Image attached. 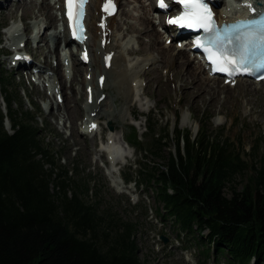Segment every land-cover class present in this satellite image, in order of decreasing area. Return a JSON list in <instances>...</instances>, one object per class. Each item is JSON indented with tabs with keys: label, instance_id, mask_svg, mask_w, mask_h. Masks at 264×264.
Returning <instances> with one entry per match:
<instances>
[{
	"label": "rangeland",
	"instance_id": "374dc122",
	"mask_svg": "<svg viewBox=\"0 0 264 264\" xmlns=\"http://www.w3.org/2000/svg\"><path fill=\"white\" fill-rule=\"evenodd\" d=\"M11 2L20 3L19 0H11ZM117 2L118 13L111 23L112 34L109 44L112 55L122 56V59L114 66V70L119 71L127 67L137 74L130 83L132 92L129 95L133 99L124 89L117 87L118 82L114 75H108L104 93H99V98L104 97L100 98L101 102L92 111L84 105L85 85L76 84L74 89L78 93L74 96L82 103L72 122L63 124L62 119L58 117L59 110L55 103L59 85L51 68L57 67L62 54H66L65 61L61 60L63 72L65 71V77H67L66 71H69L73 59L77 58L78 48L65 44L63 49L66 34L59 31L57 33H60L61 38L60 48L56 50L58 55L50 54L53 44L50 34L54 30L55 20L52 25L47 26V28L50 27L47 30L45 28L47 20L44 16L38 18L24 16L22 11L17 9L11 14L5 13L7 10L0 13V74L2 70L10 82L15 99L12 107L29 110L34 115V124L39 127L44 144L49 147L55 158H60V163L67 167L77 165L79 178L89 181L90 190L86 197L89 201L97 200L100 209L109 208L123 219L136 222L134 237L141 264H227L226 252L222 253L217 260L212 258L211 254L207 257L205 253H202L203 246L196 244L192 239L193 234L180 231L174 223H171V220H162L156 211L161 208L162 203L156 200L154 188L146 187L142 181L134 183L139 179L136 173L138 162L152 164L155 160L154 156L127 146L125 152L128 155L120 157L123 161L120 160L117 164L116 162L107 163L106 153L101 151L102 145L105 144L100 142V139H102L101 136L108 138L110 127L112 131H115L112 133L115 137L123 138L127 137L131 127H134L142 146H147L143 132L148 117L157 124L156 131L159 133H162L161 130L164 131L169 124L170 130L176 126L181 131H190L192 137L197 134L202 123L203 126H207L209 134L217 132L222 134L223 138L226 137L235 147L239 145L238 149L244 152L242 154L244 160H248L247 153H250L254 147L258 148V155L264 159V83L243 79L236 84L228 85L218 78L219 81L214 80L216 78L209 77L198 58L190 52L188 43L175 42L169 38L166 31L162 29V15L153 14L155 17L153 23L148 20L147 25L146 23L139 25L143 28L154 25L156 28L152 32L141 29L142 32L139 33L131 29V26L136 25L143 14L142 7H152L154 0H119ZM218 2V11L229 16L242 11L233 6L236 0H218ZM50 4L51 8L58 12L59 0H51ZM6 6V0H0V9ZM30 31H32L31 34ZM155 35L159 40L155 46L165 45L168 49L174 48L171 50V56L187 54L192 59L189 65L184 64L182 67L186 68V71L190 69L188 80L192 76L191 72L197 71L200 83L199 80H195L185 88V82L183 84L173 78L174 61L172 64L169 63L172 59H169L167 55L165 59H161V54L154 49H147L145 53H134L138 51L141 44H149ZM40 36L47 37L48 41L44 44L39 39ZM27 39V49L32 48L34 51L41 52L38 59L32 56L34 60L37 59L34 66L38 68V72L33 69L31 77H25V71L18 72L10 64L11 56L19 49H23L22 53L29 54L24 49ZM87 39L90 42L89 51L92 54L94 48L91 47L89 34ZM70 53L73 54L69 55ZM29 55L27 61L30 59ZM44 56L47 57V62ZM75 67L81 73V80L85 77H87L86 80H94L95 76L91 72L97 70V67L92 60L86 64L77 63ZM206 77L210 78V81L202 83V79ZM242 82L244 85H241ZM67 86L68 83H66ZM90 87L92 88V85ZM194 88H197V96L190 95L187 101L181 99L182 91H195ZM62 95H64L63 91ZM0 102L5 113L1 92ZM51 111L57 116L52 117L49 114ZM134 115L138 118L137 120ZM91 122L95 123L94 129L86 127ZM4 128L11 131L7 120H5ZM169 150L174 151L173 142L164 148L165 157L168 156ZM123 162L129 164L122 166ZM112 167L118 169L116 174L112 172ZM246 171L249 173L248 170ZM127 173L131 176L130 182L123 179V174ZM245 182L246 175L238 174L233 179V184L237 188H241ZM224 192L230 194V189L226 188ZM205 233L206 231L203 232L204 235ZM162 236L167 238L166 242L162 240ZM249 264L254 263L250 261Z\"/></svg>",
	"mask_w": 264,
	"mask_h": 264
},
{
	"label": "trees",
	"instance_id": "16d2710c",
	"mask_svg": "<svg viewBox=\"0 0 264 264\" xmlns=\"http://www.w3.org/2000/svg\"><path fill=\"white\" fill-rule=\"evenodd\" d=\"M0 92L6 110L0 102V264H141L136 222L86 198L89 181L79 178L77 165L60 163L34 115L12 107L2 70ZM156 126L148 117L147 146L134 127L124 139L155 157L152 164L138 162L135 183L154 188L162 203L157 215L193 234L207 257L217 260L226 252L227 264H264V159L258 148L244 160L239 145L209 134L202 123L194 137L169 124L159 133ZM171 142L174 151L165 157ZM238 174L246 175L241 188L233 184ZM123 178L132 181L128 173Z\"/></svg>",
	"mask_w": 264,
	"mask_h": 264
},
{
	"label": "bare ground",
	"instance_id": "6f19581e",
	"mask_svg": "<svg viewBox=\"0 0 264 264\" xmlns=\"http://www.w3.org/2000/svg\"><path fill=\"white\" fill-rule=\"evenodd\" d=\"M19 1H20V3H15V2H11V0H6L7 6H6V8H2V10L0 9V13L7 10V12H5V13L11 14V13L15 12L17 9L18 10L20 9L24 16L30 15L33 18H38L40 16H44L45 19L47 20V24L45 25V28H47V26H50L54 23L55 18L53 16L52 8H51V4H50L49 0H19ZM117 1H119V0H117ZM102 2H105V0H89L88 5H87V10H86V16H85V23H86V27H87L86 34L87 35L89 34V37H90L89 40L91 41V47L94 48V49H92L93 53L90 54L89 62L92 60L97 67V70H93L91 73L93 76H95L97 78L94 77V80L91 79L93 81L86 80L87 77H85L82 80L80 79L81 73H80L79 69L75 67V64H77V63L82 64V62L79 59V49L77 51L78 52L77 58L73 59L74 61H72V65L70 66L69 71H66V72H68L67 77H65L66 73H64L65 71L63 72V69H62L63 68V66H62L63 64H62V60H61L62 58L60 59L59 65L57 67L51 68V70L54 72L53 73L54 76L57 77V81H58V85H59L57 97H60V99L57 100V98L55 97V103H56L57 108L59 110L58 117H60L62 119L63 124L67 123V122H72L73 118L76 117V115L80 109L79 105L82 103L78 100V98L76 96H74L75 93H78V91H75V89H74L76 84L80 85L83 83L85 85V87L83 88L85 90L84 91V105H86L89 109H92V111H94L95 110L94 108L97 106V104L101 102V99L99 98V93H104L103 90H104V87L107 83V76L108 75H114L117 78V82H118L117 87L124 89V91L126 92V94L129 97H130L129 93L132 92V87H130V83L133 80V78L136 77L137 74L135 72L130 71L127 67L119 69V71L114 70V66H116L118 61L122 59V56L119 55L117 57V56L112 55L111 46L109 44V39L111 38V34H112L111 23H112V20L114 19V16L118 12L113 17L106 18L105 27L102 28L99 24L100 18L103 15L100 11L101 7H102ZM216 2H218V0ZM142 8H143L142 12L144 15L141 14V16L139 17L138 22H137L138 25L134 24L133 26H131V29L134 31H137L139 33L142 32L141 29H144L145 31L150 30L152 32L156 28V27H154L153 24H152L153 26H150V28H143L142 26L139 27V25L143 24V23H146V25H147L148 20H149V22L153 23V21H154L153 6L147 7V8L142 7ZM244 9L245 8H243V10ZM243 10L236 13V14L245 13ZM216 15L217 16L220 15L221 17H224V18L228 17L227 15L223 14V12L218 11V10H216ZM53 28L56 29V26ZM48 29H50V27L47 28V30ZM32 30H33V28H32ZM31 32L32 31H30V34H31ZM153 34H156V33L153 32ZM51 37H52V43L53 44H52V49L49 53L58 55L56 50L57 49L59 50V46H60V38H61L60 33L55 32L54 34H52ZM159 37L161 38V35ZM171 38H172V40L176 39L173 36H171ZM39 39L42 40V42L44 44L48 41L47 37H44V36H40ZM27 42H28V39L25 42V45H24L25 48L24 49H26L27 52L30 54V62L28 63L23 58L18 59L16 69L18 72H22V70H25L24 76L25 77H31L30 66L31 65L33 66V64L37 62V59H38V57H40L39 55L41 52L39 50L34 51V49H32V48L27 49V46H28ZM64 42H65V44H67L69 42L67 37L64 38ZM158 42H159L158 37L155 35V38L149 44H147V45L141 44L139 46L138 51H134V53H136V52L145 53L147 51V49H154L159 54H161V59H165L166 55H167L169 57V59H172L170 62L169 61H167V62L172 64V62L174 61V64H175L174 68L172 69L173 78L174 79L176 78V80H179L183 84L185 82V88L190 86L195 80L196 81L199 80V83L201 82V80L198 78L199 74L197 71L191 72L192 76H191L190 80L187 79V77L189 75L188 71H190V69L188 68L186 71V68L184 69L182 67V65H184V64L189 65V61L191 58H189V56L187 54H185V55L179 54L177 56L175 54L174 56H171V50H174V48L168 49L165 45L155 46L156 44H158ZM83 45L87 46L88 51H89L90 42L88 41V39H86V41L84 42ZM22 50L23 49H19L18 51H22ZM168 50H169V53H168ZM89 53H90V51H89ZM178 53H180V52H178ZM72 54L73 53H70L69 55H72ZM107 55L111 56V59L109 60L108 63H106V61H105V56H107ZM32 56L36 57L37 59L34 60V58ZM44 58L46 59L45 62H47L48 61L47 57L44 56ZM181 58H183V59L180 60ZM32 61H33V63H32ZM197 68L199 69V67H197ZM65 69L66 68L64 67V70ZM96 71H97V73H96ZM100 76H103V82L102 83H99V81H98V78ZM207 77L204 80L202 79V83H204V82L208 83L210 81V78L208 79ZM214 78H216L214 80H217L218 77H214ZM217 81H219V80H217ZM66 83H68L67 87H66ZM214 83H216V82L214 81ZM262 83H264V81H260V84H262ZM216 84L218 85V83H216ZM90 85H92V88L90 87ZM241 85H244V83L242 82ZM88 87L90 88V92H88V89H89ZM55 88L57 89L58 87L56 86ZM53 89H54V87H53ZM67 89L69 90L68 93H67ZM194 90L195 91H190V92L182 91L181 92V99L187 101V99L190 95L194 96V97L197 96V93H198L197 88H194ZM246 90H247V88H246ZM62 91H63L64 95H62ZM95 93H96V95H95ZM89 97L91 98L90 103L87 100ZM125 97L127 98V96H125ZM130 98H132V97H130ZM85 101H87V103H85ZM49 114L52 117L57 116V114L53 111H51ZM91 116L93 117L92 113H91ZM91 119H94V118H91ZM91 121H94V120H91ZM89 122H90V120H89ZM86 127H87V125H86ZM88 127H91V126L88 125ZM108 132L110 135H108L107 141L104 143L105 145H102L101 151H103L107 154V157L109 158L108 162H110L112 164L114 162H116V164H117L120 160L123 161V159L120 157H123L124 155L125 156L128 155L125 152V148L129 145L125 142V140L123 139L122 136H120V137L116 136L115 137V135L112 134L115 131L109 130ZM81 146L84 147V145H81ZM115 156H117L119 158L118 161L116 160L117 158H114ZM113 169H116V168L112 167L111 168L112 172H113Z\"/></svg>",
	"mask_w": 264,
	"mask_h": 264
},
{
	"label": "snow or ice",
	"instance_id": "6c2138e0",
	"mask_svg": "<svg viewBox=\"0 0 264 264\" xmlns=\"http://www.w3.org/2000/svg\"><path fill=\"white\" fill-rule=\"evenodd\" d=\"M181 2L185 5V13L167 22L178 24L180 27L200 28L210 34L209 42L219 53L220 63L225 65V67L213 68V71H226L229 75H233L241 68L248 71L250 68L258 67L256 63L258 58L264 60V13H260L259 18L217 27L213 18L214 13L205 0H181ZM65 3L69 9L75 6L77 16H82L85 0H65ZM111 5L112 0H105V11ZM160 6L166 7L163 3ZM197 43L199 44V41ZM229 45H231L230 49L227 47ZM208 59L212 60L211 54Z\"/></svg>",
	"mask_w": 264,
	"mask_h": 264
},
{
	"label": "water",
	"instance_id": "95a60500",
	"mask_svg": "<svg viewBox=\"0 0 264 264\" xmlns=\"http://www.w3.org/2000/svg\"><path fill=\"white\" fill-rule=\"evenodd\" d=\"M110 129H112V127H110ZM162 240H163L164 242H166V241H167V238H166L165 236H162Z\"/></svg>",
	"mask_w": 264,
	"mask_h": 264
}]
</instances>
